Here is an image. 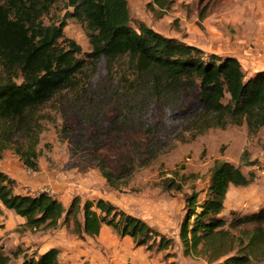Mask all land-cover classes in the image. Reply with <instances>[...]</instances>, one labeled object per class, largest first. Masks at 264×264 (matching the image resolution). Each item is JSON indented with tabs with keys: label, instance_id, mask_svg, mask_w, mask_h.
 Returning a JSON list of instances; mask_svg holds the SVG:
<instances>
[{
	"label": "rangeland",
	"instance_id": "rangeland-1",
	"mask_svg": "<svg viewBox=\"0 0 264 264\" xmlns=\"http://www.w3.org/2000/svg\"><path fill=\"white\" fill-rule=\"evenodd\" d=\"M66 1L54 0L43 22L62 19L70 10ZM148 1L127 0L132 21L206 53L233 56L246 76L264 69V0H173L165 11ZM63 31L80 45L84 67L69 87L34 109L35 166L24 164L10 146L0 154V170L15 179V191L47 190L65 207L74 195L107 199L170 243L163 249L135 246L107 225L95 236L77 234L71 218L53 228L30 229L23 217L0 206V250L11 256V264L23 253L52 246L63 264H212L215 255L240 251L250 253L249 264H264V244L255 250L249 244L250 225H225L228 235L217 249L205 243L194 251L179 237L188 215L186 195L195 191L198 201L206 197L217 160L252 176L247 185L229 186L221 217L231 221L264 207V125L256 130L246 122L214 125L203 113L196 87L165 80L153 88L151 75L127 54L88 56L89 37L76 19L66 17ZM16 136L27 142L23 134Z\"/></svg>",
	"mask_w": 264,
	"mask_h": 264
},
{
	"label": "trees",
	"instance_id": "trees-1",
	"mask_svg": "<svg viewBox=\"0 0 264 264\" xmlns=\"http://www.w3.org/2000/svg\"><path fill=\"white\" fill-rule=\"evenodd\" d=\"M53 2L0 0V154L12 146L24 164L35 166L31 160L35 156L37 133L34 109L69 87L75 74L84 67L80 45L64 35L66 17L83 25L91 45L87 55L91 58L109 59L127 54L137 69L151 75L153 88L165 80L181 88L196 87L203 113L211 118L212 124L246 122L250 130L264 125V69L246 76L233 56L206 53L194 44L161 34L142 21H132L127 0H67L65 6L70 10H66L64 17L57 23L45 24L42 18ZM172 2L149 0L148 4L165 11ZM17 77L20 81H16ZM17 133L23 134L27 142H22ZM251 180V175H244L229 161H215L206 197L198 201L195 191L186 195L188 215L179 230L183 244L197 251L202 244L214 243L217 249L228 235L225 225H250L252 250L257 244H264V207L231 221L220 215L229 186H244ZM14 185L15 179L0 170V206L23 217L30 229L53 228L60 220L71 218L77 234L95 236L107 225L121 236H129L135 246L150 248L156 244L163 249L170 243L146 221L102 197L82 200L74 195L65 207L47 190L18 192ZM58 254L59 249L52 246L40 253H23L16 264H63ZM221 257L213 256L212 264L251 261L250 253L243 251ZM0 264H11V256L1 250Z\"/></svg>",
	"mask_w": 264,
	"mask_h": 264
},
{
	"label": "built area",
	"instance_id": "built-area-1",
	"mask_svg": "<svg viewBox=\"0 0 264 264\" xmlns=\"http://www.w3.org/2000/svg\"><path fill=\"white\" fill-rule=\"evenodd\" d=\"M263 42H264V40H263Z\"/></svg>",
	"mask_w": 264,
	"mask_h": 264
}]
</instances>
